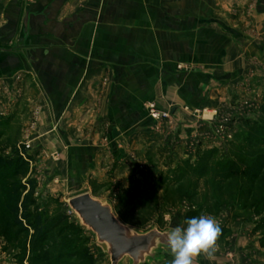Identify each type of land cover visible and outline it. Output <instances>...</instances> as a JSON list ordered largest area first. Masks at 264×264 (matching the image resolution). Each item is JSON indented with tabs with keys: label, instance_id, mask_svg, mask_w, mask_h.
<instances>
[{
	"label": "crops",
	"instance_id": "crops-1",
	"mask_svg": "<svg viewBox=\"0 0 264 264\" xmlns=\"http://www.w3.org/2000/svg\"><path fill=\"white\" fill-rule=\"evenodd\" d=\"M231 1L0 0V140L29 141L42 183L84 191L140 181L171 140L205 146L213 121L264 92Z\"/></svg>",
	"mask_w": 264,
	"mask_h": 264
},
{
	"label": "rangeland",
	"instance_id": "rangeland-1",
	"mask_svg": "<svg viewBox=\"0 0 264 264\" xmlns=\"http://www.w3.org/2000/svg\"><path fill=\"white\" fill-rule=\"evenodd\" d=\"M258 1L232 0L229 12L235 15L236 29L244 34L242 46L252 40L257 42L252 46L250 60L264 67V9L261 10ZM221 13L225 16L227 12ZM259 44L263 45L262 49H258ZM263 98L264 92H261L256 101L237 108L242 114L234 120L223 117L213 121L206 133L207 142L201 148L198 147L202 140L200 135L197 136L199 141L186 139L176 143L171 140L167 149L161 147L156 156L149 158L147 167H137L139 171L147 170L140 181L134 180L127 185L93 183L87 185L88 192L111 200L126 222L142 230L152 225H157L160 230L172 224L183 226L187 218L211 215L222 231L215 241L216 250L212 256L209 258L203 253L205 264H264V169L258 177L251 178L241 172L226 177L214 168L227 167L233 161L243 167L249 162L250 156L245 154L243 145L247 130L240 122L259 118ZM170 119L171 115L158 122H166L169 127L172 125ZM25 143L29 144V141L0 140V157L11 158L10 154L18 149L28 160L24 176L15 179L22 183L30 180L22 195L33 188L29 209L32 217L41 215L43 240L36 241L32 237L31 227L29 232L20 231L6 210L0 209V264H40L39 260L45 257V264H110L95 246L93 234L79 224L66 205V199L84 192L85 186L75 189L70 183H58L56 178L48 183L39 181L41 169L32 166L33 157L26 154ZM175 143L183 146L181 154L174 155ZM208 152L210 156L198 158L199 154ZM2 175L1 168L0 184ZM3 199L0 185V203ZM168 251V258L151 264H171L173 257Z\"/></svg>",
	"mask_w": 264,
	"mask_h": 264
},
{
	"label": "water",
	"instance_id": "water-1",
	"mask_svg": "<svg viewBox=\"0 0 264 264\" xmlns=\"http://www.w3.org/2000/svg\"><path fill=\"white\" fill-rule=\"evenodd\" d=\"M66 205L79 224L94 237V244L110 264H151L169 257L167 234L175 226L160 230L152 225L142 230L123 222L115 213L111 200L84 191L66 199ZM195 264H205L200 253Z\"/></svg>",
	"mask_w": 264,
	"mask_h": 264
},
{
	"label": "trees",
	"instance_id": "trees-1",
	"mask_svg": "<svg viewBox=\"0 0 264 264\" xmlns=\"http://www.w3.org/2000/svg\"><path fill=\"white\" fill-rule=\"evenodd\" d=\"M258 117L257 119H245L240 122L247 130L243 145L245 154L250 156L249 162H246V164L244 163L243 167H239L240 165L238 166V164L233 163L234 161L228 164L227 167H214L221 173H225L226 177L236 172H241L245 177L256 178L261 173V170L264 169V98ZM207 154L210 156L209 152L201 153L198 158L200 157V160L205 159L204 157ZM10 155H12L11 158L7 157L4 159L0 157V169L2 168L3 173V180L0 185L4 197L3 202L0 203V209L6 210L7 215L11 218V222L14 226H18L20 231L29 232L31 227L33 229L31 233L32 237H35L36 241H42L44 230L42 229L43 221L41 220V215L36 214L32 217V211L29 209L32 203L29 197L33 188L29 189L25 195H22V192L26 188V184H29L30 180H27L28 183H22L16 180V177L24 176L26 173L29 166L28 160L23 158V152L18 149H14ZM202 168L206 170L208 167ZM7 179L12 180L6 182ZM31 185L33 187V184ZM114 209L116 215L123 222L131 225L124 220L116 208ZM23 222L25 225H23ZM46 259V257L40 259V264H45Z\"/></svg>",
	"mask_w": 264,
	"mask_h": 264
},
{
	"label": "clouds",
	"instance_id": "clouds-1",
	"mask_svg": "<svg viewBox=\"0 0 264 264\" xmlns=\"http://www.w3.org/2000/svg\"><path fill=\"white\" fill-rule=\"evenodd\" d=\"M221 226L211 215L201 214L187 218L183 226L172 228L167 234V244L173 257L171 264H193V258L215 252V241Z\"/></svg>",
	"mask_w": 264,
	"mask_h": 264
},
{
	"label": "built area",
	"instance_id": "built-area-1",
	"mask_svg": "<svg viewBox=\"0 0 264 264\" xmlns=\"http://www.w3.org/2000/svg\"><path fill=\"white\" fill-rule=\"evenodd\" d=\"M146 108H147V113H148L149 117L155 121L164 119L170 115V113L168 111L159 110L152 103H149ZM24 147L29 148V144L25 143Z\"/></svg>",
	"mask_w": 264,
	"mask_h": 264
}]
</instances>
